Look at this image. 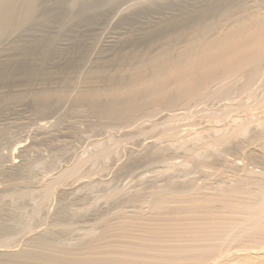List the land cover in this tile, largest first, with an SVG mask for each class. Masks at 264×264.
<instances>
[{
    "label": "bare ground",
    "instance_id": "bare-ground-1",
    "mask_svg": "<svg viewBox=\"0 0 264 264\" xmlns=\"http://www.w3.org/2000/svg\"><path fill=\"white\" fill-rule=\"evenodd\" d=\"M0 87L1 108L48 118L69 107L106 134L44 182L23 166L60 134L55 115L35 123L32 146L0 154V194L39 197L33 227L0 219V264H264V0H0ZM122 142L144 148L124 162ZM116 155L117 175H152L128 189L130 173L121 187L95 180Z\"/></svg>",
    "mask_w": 264,
    "mask_h": 264
},
{
    "label": "rangeland",
    "instance_id": "rangeland-1",
    "mask_svg": "<svg viewBox=\"0 0 264 264\" xmlns=\"http://www.w3.org/2000/svg\"><path fill=\"white\" fill-rule=\"evenodd\" d=\"M128 3H124V5L125 4H128L129 6L130 5H132L133 4V1H132V4H130L129 3V1H127ZM131 2V1H130ZM123 5V6H124ZM128 5H125V7L126 8H128ZM121 7V9L123 10V8H125V7ZM131 7V6H130ZM121 11V10H120ZM115 17H116V19H118L117 17H119L118 16V14L117 15H114V17H112L111 18V22H108V24H110V25H106L102 30H99L98 32H96V33H94V36H93V38H91L92 40H90V43H91V49H92V51H91V56H97L96 54L98 53V51L100 50L99 48L103 45V41L105 42L106 40H107V38H110V37H112V36H114L113 34L117 31V29L115 28V23L117 22L116 21V19H115ZM113 19V20H112ZM115 20V21H114ZM109 28H108V27ZM111 26V27H110ZM114 26V27H113ZM114 28V29H113ZM112 29V30H111ZM109 31V32H108ZM105 33V34H104ZM107 33V34H106ZM96 34H97V37H95L96 36ZM106 36V37H105ZM109 36V37H108ZM93 41V42H92ZM98 41V42H97ZM95 43H96V45L97 46H95ZM94 44V45H93ZM96 48V49H95ZM14 88H15V90H14ZM14 88H12L13 89V91H16L17 90V88L16 87H14ZM12 89H11V92H13L12 91ZM6 92H9L10 93V90H6V89H4ZM4 91V92H5ZM3 92V89H1V87H0V93H4ZM4 93V96H6V94H8L9 95V93ZM10 102H8V103H6V105H3L2 106V108L0 107V131H1V134H0V154L1 155H3V157L5 158V159H7V156L9 155V153L12 155L13 154V152H14V149L17 147L16 145H14V144H18V143H21L23 146H32V143H34V141H33V138L38 134L37 133V131H36V126H35V123H36V125L38 124V123H42L43 121H44V123L46 122V121H48L49 119L51 120L53 117L56 119V120H59L60 121V125L62 126V127H65V126H67V128H68V126H69V128L68 129H70L69 131H71V133L69 132V131H66V133L64 132L65 130H67V128H61V126H60V128H59V131H60V134H57L56 136H54L52 139H53V141H52V139H48V141H45V142H43V143H41V146L42 147H40L39 149L41 150V156H40V158L41 159H43V160H41L39 157H37L36 158V156H32L31 158H33V159H31V163L29 164V161L28 162H26V163H24V170H23V173L24 174H27L26 173V171H27V169H28V166H30L31 164V166H33L34 167V169H33V171L31 172V174H28V175H30L29 176V178H31V179H33L34 181H38V182H44V181H46L47 179H49V178H51L52 176L51 175H54L55 173H56V171H57V169H59V168H61V167H63V166H67V165H70V163H73V161H74V159L76 158H81V157H83V158H86L87 156H86V153H89L90 151H91V147H90V141L92 142L93 140H95V139H101V138H103V137H105V135H103L104 133H105V131H95V129L93 128V126H92V124H93V121H94V119H92L91 117H85V116H83V118H82V115L81 116H79V115H77V114H73V113H71V116H70V113H65V111H67L68 110V108H67V110H65L66 109V107L65 108H63L65 111H64V113H63V110L60 112V111H56V112H54L51 116H49L48 118H44L43 116H37L36 114H34L32 111H31V109L28 107V106H26V105H23V104H20V103H16L15 101H12L11 102V104H9ZM8 104V105H7ZM29 108V109H28ZM57 112H60L59 114H60V116H59V118H58V113ZM53 115H55V116H53ZM53 116V117H52ZM76 116V117H75ZM197 116V115H196ZM52 117V118H51ZM66 117V119H64V118ZM67 117L69 118V119H67ZM85 117V118H84ZM52 119V121H55V119ZM88 118H90V119H88ZM44 119H46V120H44ZM49 120V122H52V121H50ZM61 120H62V122H63V124H64V126H63V124H62V122H61ZM67 120V121H66ZM182 121H179V122H177V124L178 125H180V127H182L183 126V124H185L187 121L185 120L184 121V119H181ZM42 121V122H41ZM86 121V122H85ZM91 121H92V124H90L91 123ZM64 122H66V124L64 123ZM70 122V123H69ZM87 122H89V124L87 123ZM181 122V123H180ZM189 122H191V121H188L187 123H189ZM67 123H69V124H67ZM94 123H95V121H94ZM86 124H88V125H86ZM22 125V126H21ZM92 127H91V126ZM24 126V127H23ZM21 127V128H20ZM186 128L187 127H185L184 128V130H186ZM61 129H62V131H61ZM73 129V130H72ZM87 129H89V130H91V131H93L92 133L94 134V133H97L96 135H98L99 133V135L98 136H93V134L92 133H90L89 132V130H87ZM181 129V128H180ZM53 128H49L46 132L47 133H53ZM181 130H183V128L181 129ZM55 132V131H54ZM69 132V133H68ZM74 132V133H73ZM104 132V133H103ZM103 133V134H102ZM116 133V132H115ZM69 134V135H68ZM73 134V135H72ZM103 136H102V135ZM63 135H68L67 136V138H66V136H64L63 137ZM71 135V136H70ZM90 135H91V137H90ZM115 136H116V139L120 136V135H122V133L120 134V133H116V134H114ZM119 135V136H118ZM93 136V137H92ZM102 136V137H101ZM58 137H60L59 139H58ZM61 137H63V138H61ZM71 137V138H70ZM89 137V138H88ZM56 138V139H55ZM93 138H95V139H93ZM121 138V139H120ZM120 138H118L119 140H123V137L121 136ZM57 139L58 140H60V141H57ZM64 139V140H63ZM71 139V140H70ZM93 139V140H92ZM143 139L141 138V140L139 141V143L141 142V144H143V142H146L145 140L144 141H142ZM61 141H63L62 143H61V145H59V143L61 142ZM65 141V142H64ZM24 142V143H23ZM49 142H53L51 145H48L49 144ZM147 142H148V140H147ZM147 142L146 143H144V146H145V144H147ZM48 143V144H47ZM54 143H56V144H54ZM67 143H68V145H67ZM125 143H127V144H124L123 142L121 143V146H123V145H125V146H123V147H120V152L119 151H117V154L119 153V155H120V158L121 157H123V158H125V159H123L122 158V160L124 161H126V159H127V155H128V153L129 152H141L143 149L142 148H144V146H142V148H141V145H140V147L138 146L139 145V143L137 144V143H133V144H135L134 146H132L133 144H131L130 145V143H128V142H125ZM40 145V144H39ZM56 145V146H55ZM59 145V146H58ZM66 145V146H65ZM131 146V147H128V146ZM14 146V147H13ZM48 146H49V149H48ZM54 148H52V147ZM138 147V148H136L135 150L132 148V147ZM38 147V146H37ZM51 147V148H50ZM57 147H59V148H57ZM63 147H65L64 149H61V151H60V148H63ZM13 148V149H12ZM122 148V149H121ZM132 148V149H131ZM140 148V149H139ZM44 149V150H43ZM46 149H47V152H46ZM50 149H51V151H50ZM57 149H59V150H57ZM124 149H125V151H124ZM140 151H139V150ZM85 150H87V151H85ZM89 150V151H88ZM125 152V154L122 152ZM126 150H128V153H127V151ZM45 151V152H44ZM85 153V156L83 155ZM120 153H122V155L120 154ZM123 154L125 155V157L123 156ZM119 155H116L115 156V158L113 159V161H107V162H105V163H102V164H100V166L101 167H105V169H103L104 170V172H102L101 171V167H99V166H96L95 168L97 169V171H99V172H97V174H94L92 177H94V179L96 180V179H98V178H100V177H102V179H103V177L105 178V180L106 181H108L110 178H113V179H110V181H114V183L112 184V185H115V183H116V185H117V182H120V180H121V178H122V176H123V178L124 177H127L128 175H129V173L131 174V175H129L128 177H130V179L127 177V178H122L123 180H124V182H125V179L126 180H128L129 179V181L126 183L125 182V184L127 185L130 181H131V179H133V177H135V175L137 176V174L138 175H140V174H143V173H147L145 176L146 177H149V175L151 174L150 172L148 173V169H146V168H142V167H140V166H138L137 168H139V169H136V167H135V170H131L129 173H125V174H119V175H121V176H119V175H117V170H118V168H119V166H121L124 162H122V160L118 157ZM77 156V157H76ZM227 159L230 157V156H232L231 158H230V160L232 159V158H235V156L232 154H228L227 153ZM229 156V157H228ZM118 158V159H117ZM10 160H11V158H9ZM9 159H7V160H9ZM36 159H37V161H36ZM9 160V161H10ZM14 161H16L15 163H17V162H19L18 164H20V163H22V161L20 160V159H18V158H16V160L14 159ZM42 164V165H40V163ZM114 161H116L117 163L116 164H114L115 162ZM1 162H4L5 163V165H6V162L7 161H4V159L3 160H1ZM32 162H34L35 164H33ZM177 162H180L179 161V158H178V161ZM238 162V161H237ZM4 163H2V165L4 164ZM107 163V164H106ZM110 163H111V165H110ZM238 163H240V161L238 162ZM23 164V163H22ZM29 164V165H28ZM114 164V165H113ZM120 164V165H119ZM5 165H3V166H5ZM7 165H8V162H7ZM6 165V166H7ZM110 167H109V166ZM116 165H118V166H116ZM108 166V167H107ZM112 170H111V169ZM90 169V167L89 166H87V167H85V169H84V171H88V170ZM107 169V173H109L110 175H106V172H105V170ZM110 169V170H109ZM114 169V170H113ZM115 169H116V171H115ZM145 170V171H143V170ZM138 170V171H137ZM142 170V171H141ZM110 171V172H109ZM115 171V172H114ZM133 171H135V172H133ZM137 171V172H136ZM139 171H140V174H139ZM205 171H208V170H205ZM55 172V173H54ZM111 172H113V173H111ZM132 172L134 173V175H132ZM192 171H189V173H188V175L189 176H192L191 177V179H194V180H197L199 183L201 182V181H203V179H205L206 177L204 176V175H202V177H201V174H199V173H194V175L191 173ZM54 173V174H53ZM104 173V174H103ZM135 173H137V174H135ZM115 174V175H114ZM149 174V175H148ZM190 174H192V175H190ZM199 174V175H198ZM103 175H105V176H103ZM115 176V177H113V176ZM125 175V176H124ZM143 175V176H144ZM152 175V174H151ZM98 176H100V177H98ZM144 176V177H145ZM193 176H195V177H193ZM24 177H26L25 175H24ZM95 177H97V178H95ZM107 177V178H106ZM110 177V178H109ZM121 177V178H120ZM197 177H199L198 179H197ZM119 178V179H118ZM188 178H190V177H188ZM199 179H201V180H199ZM104 180V179H103ZM123 180H121V184H122V182H123ZM9 180L8 179H6V178H4L3 176H0V184H2V186L0 185V191H2V189H3V185H4V183L5 182H8ZM19 181H24L23 179H21V180H19L18 179V182ZM123 182V183H124ZM133 182L135 183V181H134V179H133ZM132 181L130 182L131 184H128L127 186L128 187H126V185H123V187H124V189H125V187L128 189V188H131V187H133V185L135 186V184L133 183ZM132 183H133V185H132ZM5 184H7V183H5ZM121 184H118L117 186H122ZM115 185V186H116ZM116 186V187H117ZM129 186H131V187H129ZM2 188V189H1ZM119 188V187H118ZM12 193L13 192H6V193H1L0 194V219H4L3 221L4 222H7V224H11L10 223V220L12 219V218H15L16 220H19V221H21V222H23V223H27V224H31V227H33L32 226V224H33V219L31 220V211H32V206L36 203V202H38V200H39V197H32V198H27L25 201H23V202H18V200H16V199H14L13 198V195H12ZM16 194H18V193H16ZM94 197H95V195L94 194H92ZM93 196H91V198L93 197ZM9 198L10 199H13L14 201H15V208H11V209H9V210H7V208H5V209H3L2 208V204H7V201L9 202L10 200H9ZM98 206H99V204H98ZM101 206V205H100ZM99 206V207H100ZM2 208V209H1Z\"/></svg>",
    "mask_w": 264,
    "mask_h": 264
}]
</instances>
